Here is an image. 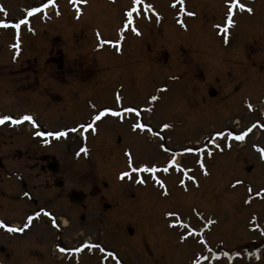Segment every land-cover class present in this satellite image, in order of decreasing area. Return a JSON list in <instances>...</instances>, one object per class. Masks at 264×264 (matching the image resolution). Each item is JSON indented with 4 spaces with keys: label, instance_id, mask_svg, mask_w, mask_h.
Returning a JSON list of instances; mask_svg holds the SVG:
<instances>
[{
    "label": "rangeland",
    "instance_id": "1",
    "mask_svg": "<svg viewBox=\"0 0 264 264\" xmlns=\"http://www.w3.org/2000/svg\"><path fill=\"white\" fill-rule=\"evenodd\" d=\"M239 3L246 8H233L225 34L226 0H184L183 10L179 0H53L30 16L47 0H0V19L28 17L19 35L0 27V116L29 114L39 126L0 124V155L21 175L6 187L0 178V216L27 224L9 243L0 235L13 249L1 264H264V0ZM133 8V24L120 31ZM17 58L25 66L14 74ZM104 109L120 115L94 121ZM248 128L243 140L214 135ZM61 130L68 135H33ZM128 153L158 171L121 179ZM44 155L57 163L61 188L44 189ZM173 157L186 178L159 170ZM72 190L84 194L80 204ZM40 209L52 215L34 216ZM170 212L190 227L174 226ZM54 217L59 233L47 226Z\"/></svg>",
    "mask_w": 264,
    "mask_h": 264
},
{
    "label": "snow or ice",
    "instance_id": "2",
    "mask_svg": "<svg viewBox=\"0 0 264 264\" xmlns=\"http://www.w3.org/2000/svg\"><path fill=\"white\" fill-rule=\"evenodd\" d=\"M51 3H53V0H47V4H41L39 7H33L31 9H29L28 10V16L32 15L33 13L39 12L41 10V8H46L48 6V4H51ZM140 3H141V0H134V4H140ZM179 3L181 5V9L183 10L184 0H179ZM226 3L229 4L228 11H227V17H226V22L223 25V27L221 28V31H224L225 34H227V30H228L229 26L234 24V20L232 19L233 14H234L233 13V8L235 6H237V5H238V7L240 9H245L246 8V5L243 4V3H239V0H226ZM148 7L150 8L151 5H149ZM0 10H2V9H0ZM135 10L136 9L133 8L132 10H129V11L126 12V16L128 17V19L126 20L123 28L120 29V31H123L124 28H128L130 25L133 24L132 16H133V12ZM247 11L251 12L252 9L250 7H247ZM188 15H192V13H188ZM27 20H28L27 16H25L23 19L18 20L15 23L6 22L5 20L0 19V27L7 28L9 26H12L13 28H15L17 30V35H19V29L21 28V25L26 24ZM131 30L138 33V29L135 28V27H132ZM99 35L100 34L97 33V37L98 38H99ZM225 38H227V36ZM103 43L119 45L120 41L119 40H116V41H103ZM98 47H99V45H98ZM117 50H119L118 47H117ZM151 99L155 100L156 97L153 96V97H151ZM248 107L251 108L252 105L249 104ZM124 111L128 112V113H134L136 116L140 115V111L137 108H127V109H124ZM107 112H112V110L111 109H104L103 111L99 112L98 115L93 117V120L94 121L95 120H99ZM112 114L113 115H117V116L120 115L119 112H112ZM5 121H11V123H13V124H20L22 122L27 121V122H30L34 128H38L39 127L36 124V121L34 120V118L31 115H29V114L21 115L18 118H13L10 115L0 116V124H3ZM134 127L139 129V130H141V131H144V130L151 131L150 126L148 124H145V123H136V124H134ZM162 127L167 128L168 125L165 124V125H162ZM253 127H255V125H253ZM261 127H264V124H261ZM81 128L85 132L87 130H89V129L94 130V124L93 123H87V124L82 125ZM76 130L77 129H75V128L71 129L72 132H75ZM251 130H252L251 128H248L246 131H242L239 134H236V133H233L231 131L225 130V131L216 132L214 135L216 137H221V138L225 137L227 135L228 137L234 138L236 140H243L245 138L247 132H250ZM33 135H36V136H39V137L61 138V137H64V136L68 135V130L50 131V132L49 131H34ZM156 135H159V133H156ZM211 142L215 143L214 140L211 141ZM44 143H48V141L45 140ZM160 147L164 148L165 146L163 144H161ZM206 147H207V145H205V148ZM216 147L219 148L220 145L217 144ZM166 150H168V149H166ZM168 151H170V150H168ZM183 151L199 153L201 151V149H199V148H186V149H183ZM81 152H86V149L82 148ZM211 154H212L211 152H208V155H211ZM260 154H261V158H264V148L260 149ZM170 166H175L177 169L180 168V165L176 164L175 157H173L171 160H169L167 165L163 166L159 170L160 171H164V172H168ZM201 166H203V165H201ZM128 168H129V171H125V172H121L120 173V178L121 179L132 178L131 173H141V172L155 173L158 170L156 165L149 166L147 164H142L139 167L135 166V162L133 161L130 153H128ZM136 179L140 183H144L145 182L143 177H136ZM156 183L161 185V186H163V181H161V180L157 179ZM180 183L183 184L184 181L181 180ZM236 183H239V181H237ZM249 191H251V189H249ZM261 191H264V189H261ZM256 194L259 195L260 193L258 192ZM41 213H43L44 215H47V216H51L52 215L51 213L47 212L45 209H40L39 212L34 213V216H39ZM168 215H170V216H172L174 218L173 219V225L174 226H179L181 228H189L190 227V225L186 224L183 221L175 220V215H176L175 213L170 212V213H168ZM32 219H33V216H29L28 217L29 221H31ZM52 224H53V226H57L58 227V224H57V222H56V220L54 218L52 219ZM0 225H2L3 227L7 228L8 231H23V229H13V228L9 227L8 225L4 224L3 221H0ZM25 227H27V224L25 225ZM195 232H196V229L192 228L191 232H185V235H182L181 239H184L186 235L195 234ZM85 246L86 245L82 244L80 247H77V248L73 249V251L79 252L81 250V248L85 247ZM97 247H99V246H97ZM60 250L61 251H66V249H63V248H61ZM101 251H103V249H101Z\"/></svg>",
    "mask_w": 264,
    "mask_h": 264
},
{
    "label": "flooded vegetation",
    "instance_id": "3",
    "mask_svg": "<svg viewBox=\"0 0 264 264\" xmlns=\"http://www.w3.org/2000/svg\"><path fill=\"white\" fill-rule=\"evenodd\" d=\"M26 7L25 6H19V11L20 12H26ZM17 18V17H15ZM14 18V19H15ZM21 59L17 58V59H12L13 61V64H17V65H20V67L17 69H15V73L14 74H17L19 73L20 71L23 70V67L25 66L24 62H21L18 64V62L20 61ZM30 71V66H26L25 67V70ZM19 71V72H18ZM27 71V72H28ZM26 122V121H25ZM23 123V122H22ZM5 159H7V157H3L2 155H0V178H2L3 180H5V184L8 185V184H14V178L15 177H21V175L19 173H16L14 169H8V165L5 163ZM3 160V161H2ZM41 160L42 162H46L47 161V164L52 161V160H48L47 159V156H42L41 157ZM178 163V162H177ZM46 164V166H47ZM180 165V168L177 169L175 167V172L177 173H180V174H184L186 175L189 171H188V168L187 166H184L181 162H179ZM43 167V165H41ZM160 169V168H159ZM158 171V170H157ZM42 173H44V189L48 190L49 188H52V187H57V188H61L63 186V180L61 178H56L55 176L56 173H53L51 172L50 170L48 169H43V171H40ZM21 182V185L23 187L26 186V181L21 179L20 180ZM4 182V181H3ZM6 187V186H5ZM5 187L1 188L0 186V197H5L4 193H6L5 191ZM78 194L79 197L82 199L84 197V194L81 192V191H75V190H72L70 192V197L72 198V194ZM58 196H57V199L59 198L60 194L61 193H57ZM21 195L23 196H26L29 198V194H28V191H26V189L23 190V192L21 193ZM12 195H8V199H12ZM34 203H36V201H34ZM2 205V203H0V206ZM108 204H105V206H107ZM52 219L53 218H49L50 222H47V226H49L51 228V230L53 232H56V233H59L62 231V228H60L59 226H62L64 223L62 222V220L60 218H57V217H54V219L56 220L57 224H58V227L57 226H53L52 224ZM81 219L83 220L84 219V216L81 217ZM61 220V221H60ZM0 221H3L4 224L8 225L9 227L13 228V229H23V231H8L7 228L3 227L2 225H0V235H3L4 237L7 238V240L9 238H13L15 235H17L18 233L19 234H23L25 231H27V229H25L24 227H22L23 225L26 224V222H22V223H17L16 221L12 220V219H6L5 217H2L0 216ZM22 221H25V220H22ZM27 221L29 222V220L27 219ZM29 225V223H28ZM64 228V227H63ZM4 242H0V254L3 255V256H8L7 252H6V249L9 248L10 250H13L10 246H11V242H10V245H6L5 244V240H3ZM10 240H8L7 242L9 243ZM12 241V240H11ZM253 242H255V239L252 240ZM99 246V247H97ZM92 248H99V249H102V244H97L96 242L92 245ZM104 250V249H103ZM106 250H104L105 252ZM1 264V262H0Z\"/></svg>",
    "mask_w": 264,
    "mask_h": 264
},
{
    "label": "water",
    "instance_id": "4",
    "mask_svg": "<svg viewBox=\"0 0 264 264\" xmlns=\"http://www.w3.org/2000/svg\"><path fill=\"white\" fill-rule=\"evenodd\" d=\"M211 94H214V92L213 91H211L210 92ZM48 168L50 169V170H52L53 172H55L56 170H57V166H56V164L55 163H50L49 165H48ZM73 200L75 201V202H80V197H79V195L78 194H74L73 195ZM129 232H131V230H129Z\"/></svg>",
    "mask_w": 264,
    "mask_h": 264
}]
</instances>
